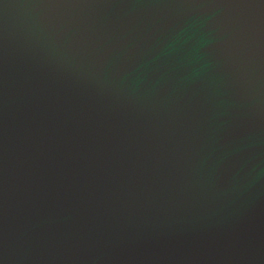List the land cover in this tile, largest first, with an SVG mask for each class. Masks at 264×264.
Listing matches in <instances>:
<instances>
[{"label": "water", "instance_id": "water-1", "mask_svg": "<svg viewBox=\"0 0 264 264\" xmlns=\"http://www.w3.org/2000/svg\"><path fill=\"white\" fill-rule=\"evenodd\" d=\"M0 264H264V0H0Z\"/></svg>", "mask_w": 264, "mask_h": 264}]
</instances>
